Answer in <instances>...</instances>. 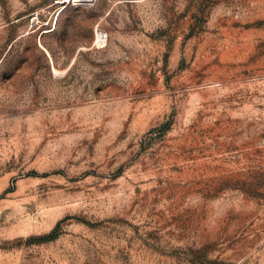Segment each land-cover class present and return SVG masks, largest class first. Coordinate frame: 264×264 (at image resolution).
Returning <instances> with one entry per match:
<instances>
[{
  "label": "rangeland",
  "instance_id": "obj_1",
  "mask_svg": "<svg viewBox=\"0 0 264 264\" xmlns=\"http://www.w3.org/2000/svg\"><path fill=\"white\" fill-rule=\"evenodd\" d=\"M58 1L0 0V264H264V0Z\"/></svg>",
  "mask_w": 264,
  "mask_h": 264
},
{
  "label": "built area",
  "instance_id": "obj_2",
  "mask_svg": "<svg viewBox=\"0 0 264 264\" xmlns=\"http://www.w3.org/2000/svg\"><path fill=\"white\" fill-rule=\"evenodd\" d=\"M75 3L71 2L70 0H59L57 5H58V9L56 10L55 13H58L59 10H62L65 7L68 6H74ZM33 19L35 18H31L30 21L32 22ZM105 41V34L100 30L95 28L93 30V44L94 45H102Z\"/></svg>",
  "mask_w": 264,
  "mask_h": 264
},
{
  "label": "bare ground",
  "instance_id": "obj_3",
  "mask_svg": "<svg viewBox=\"0 0 264 264\" xmlns=\"http://www.w3.org/2000/svg\"><path fill=\"white\" fill-rule=\"evenodd\" d=\"M70 1L75 3V4L84 5V4H87V3H91L93 0H70Z\"/></svg>",
  "mask_w": 264,
  "mask_h": 264
}]
</instances>
